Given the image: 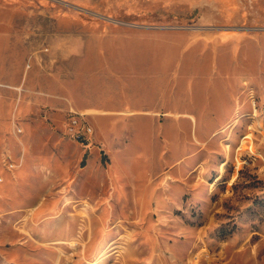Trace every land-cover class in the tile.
<instances>
[{
    "label": "rangeland",
    "instance_id": "1",
    "mask_svg": "<svg viewBox=\"0 0 264 264\" xmlns=\"http://www.w3.org/2000/svg\"><path fill=\"white\" fill-rule=\"evenodd\" d=\"M0 264H264V0H0Z\"/></svg>",
    "mask_w": 264,
    "mask_h": 264
},
{
    "label": "built area",
    "instance_id": "2",
    "mask_svg": "<svg viewBox=\"0 0 264 264\" xmlns=\"http://www.w3.org/2000/svg\"><path fill=\"white\" fill-rule=\"evenodd\" d=\"M93 132H94V130H93L92 126L85 125L78 131V136L79 137H85L86 135H90Z\"/></svg>",
    "mask_w": 264,
    "mask_h": 264
},
{
    "label": "bare ground",
    "instance_id": "3",
    "mask_svg": "<svg viewBox=\"0 0 264 264\" xmlns=\"http://www.w3.org/2000/svg\"><path fill=\"white\" fill-rule=\"evenodd\" d=\"M32 209H34V208H32Z\"/></svg>",
    "mask_w": 264,
    "mask_h": 264
}]
</instances>
